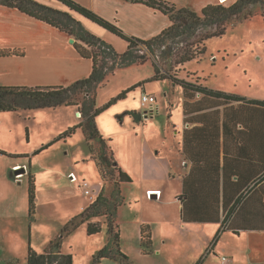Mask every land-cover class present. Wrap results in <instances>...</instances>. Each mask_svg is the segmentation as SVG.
Here are the masks:
<instances>
[{"label": "rangeland", "instance_id": "rangeland-1", "mask_svg": "<svg viewBox=\"0 0 264 264\" xmlns=\"http://www.w3.org/2000/svg\"><path fill=\"white\" fill-rule=\"evenodd\" d=\"M106 35V41L118 52L126 51V40L110 31ZM206 43L201 57L177 66L179 78H200L201 83L213 88L264 98V18L259 10L249 19L233 22L225 35L210 38ZM140 54L151 58L143 63L118 65L98 89L96 102L102 107L137 85L97 117V125L104 137L110 139L116 159L133 178V182L122 184L125 198L118 207L122 250L132 264H221V255L241 244L238 259L240 263V259L246 261L249 248L242 237L220 232L217 223L183 224L178 200L183 188V166L176 130L184 122L183 89L179 84L173 85L169 78L153 79L157 59L144 45ZM142 92L156 98L158 111L149 117L143 113L136 124L130 114L119 119L126 111L149 107L150 102L142 105ZM80 115L66 106L0 113V264H28L30 246L44 252L56 236L63 235V226L99 196L104 182L90 160L81 129L55 141L77 125ZM134 146L139 155L141 151L143 154L142 178L139 162L134 163L131 158ZM18 162L26 166H14ZM17 170L21 171L16 174ZM29 173L36 177L32 214ZM86 189L91 193H86ZM154 193H159L157 198L152 197ZM147 221L153 227L154 250L150 254L142 252L140 242V226ZM101 223L103 230L95 234H88V224L82 223L63 235L62 251L73 255L74 264H94V256L108 244L107 225ZM99 264L130 263L106 257Z\"/></svg>", "mask_w": 264, "mask_h": 264}, {"label": "crops", "instance_id": "crops-1", "mask_svg": "<svg viewBox=\"0 0 264 264\" xmlns=\"http://www.w3.org/2000/svg\"><path fill=\"white\" fill-rule=\"evenodd\" d=\"M37 1L70 11L58 0ZM76 1L116 23L128 35L143 39L160 34L171 25L167 14L143 2ZM167 1L194 10H201L210 3L218 2V0ZM72 14L90 31L107 39L108 30L96 26L77 13ZM71 38L58 27L38 20L17 8L0 4V48H17L25 51L23 55L0 56V85H69L89 76L93 70V61L83 57L76 50L73 45L75 41L72 42ZM191 82L227 92L210 87L206 82L201 83L200 78H195ZM182 89L184 122L181 128L176 129L180 138L177 145L183 166L181 173L183 188L178 196L181 220L186 225L217 223L220 225V232H231L242 237L249 248V255L246 261L240 259V263L237 250L241 244L234 249L229 248L227 254L223 255L227 256L232 264H264V103L251 101H264V98L250 96L246 97V100H227L195 89L185 91L183 86ZM66 107H73L78 114L77 107ZM126 114L129 112L120 114L119 119L123 120ZM130 117L133 119L131 115ZM78 119L77 124L81 122V118ZM69 121V125H72L71 119ZM137 136L133 137L131 142ZM85 146L88 150L86 142ZM134 150L135 154L131 158L134 163L139 162L141 169L139 177L142 178L143 154L141 151L139 155L135 146ZM29 158L27 156V159ZM21 165L26 166L23 162H18L14 166ZM29 168L32 170L31 164ZM124 170L128 172L127 169ZM154 195L152 194V197L155 198ZM158 195L157 193L156 198ZM237 200L239 204L224 224L227 214ZM143 223L151 225L148 221Z\"/></svg>", "mask_w": 264, "mask_h": 264}, {"label": "trees", "instance_id": "trees-1", "mask_svg": "<svg viewBox=\"0 0 264 264\" xmlns=\"http://www.w3.org/2000/svg\"><path fill=\"white\" fill-rule=\"evenodd\" d=\"M58 1L70 11L55 8L37 0H0V4L17 8L38 20L58 27L75 38L73 45L76 50L83 57L93 61L91 74L69 85H0V113L17 111L22 108H55L62 105L77 107L81 113L79 116L81 122L70 127L55 141L73 135L80 128L84 134L90 157L96 163L104 186L92 204L63 226L62 233L63 235L70 234L80 224L87 223L88 234H95L103 230L101 222L104 221L108 229L109 242L94 256V264H99L106 257L120 258L132 264L129 255L121 248L118 207L125 198L122 194V184L132 182L133 178L116 159L110 139L104 137L97 125V117L118 99L125 98L128 91L137 85L123 91L102 107H98L96 103L98 89L105 85L104 80L107 74H113L118 65L125 66L137 61L143 63L150 59L151 57L140 54L141 46L144 45L157 59V61L154 59L156 70L153 79L169 78L173 83L182 85L185 91L195 89L227 100H246V97L238 94L212 89L181 79L177 75V70H180V67L177 68V66L185 65L186 62L201 57L206 52L207 40L225 35L233 22L249 19L256 15L258 10L264 18V0L216 2L206 5L201 10L185 6L179 7L167 0H131L157 8L170 17L171 25L150 39L128 35L116 23L76 0ZM71 11L122 37L128 42L126 51L118 52L111 43L86 28ZM24 53L25 51L22 49L0 48V56L23 55ZM251 101L264 103L259 100ZM129 114L136 122H140L143 118L142 111L132 110L129 111ZM108 192H110L109 195ZM35 200L36 180L34 174L29 173L30 214L35 212ZM238 204L239 200L230 209L224 224ZM97 218L98 221H93ZM63 235L56 236L44 252L40 253L30 246L28 264H74L73 255L62 251ZM140 242L144 254L153 252V231L148 223H143L141 226Z\"/></svg>", "mask_w": 264, "mask_h": 264}, {"label": "built area", "instance_id": "built-area-1", "mask_svg": "<svg viewBox=\"0 0 264 264\" xmlns=\"http://www.w3.org/2000/svg\"><path fill=\"white\" fill-rule=\"evenodd\" d=\"M155 101H156V98L153 95H150V94H148L146 92H142L141 102H142L143 106H145L149 102H150V105L152 104V105L155 106V104H154ZM72 179H74V176H72ZM84 185L87 186L88 184L85 182ZM86 193L90 194L91 193L90 189H86ZM221 264H232V263H231L230 259L227 256L223 255L221 257Z\"/></svg>", "mask_w": 264, "mask_h": 264}, {"label": "water", "instance_id": "water-1", "mask_svg": "<svg viewBox=\"0 0 264 264\" xmlns=\"http://www.w3.org/2000/svg\"><path fill=\"white\" fill-rule=\"evenodd\" d=\"M71 41L74 42L75 41V38H71ZM158 111L157 107H155L154 105H150L149 108L143 110L142 112L145 114L144 116L145 117H149V116H153L156 112ZM78 115H80V112H78ZM23 170V169H22ZM20 170H17V173L19 172ZM155 195V198H156V194L157 193H154Z\"/></svg>", "mask_w": 264, "mask_h": 264}]
</instances>
